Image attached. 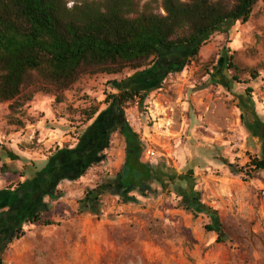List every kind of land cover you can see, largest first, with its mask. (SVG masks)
<instances>
[{"label": "rangeland", "instance_id": "1", "mask_svg": "<svg viewBox=\"0 0 264 264\" xmlns=\"http://www.w3.org/2000/svg\"><path fill=\"white\" fill-rule=\"evenodd\" d=\"M84 2L100 0H71L68 7ZM190 54L183 50L162 62L170 71L159 72L166 75L149 89L143 113L135 105L125 108L126 118L136 110L132 129L145 147L142 161L185 181L154 183L157 192L136 194V203L105 193L97 216L82 210L86 191L114 178L123 165L124 139L114 134L103 164L48 198L40 222L22 228L4 264H264V172L247 178L224 164L244 172L251 158L263 157L256 126H264V0L247 23L227 26L203 43L196 58ZM133 79L132 72L85 77L61 103L36 93L17 114L0 104V150L29 160L37 154L40 161L75 147L90 127L84 112L97 109V119L114 105L112 97L134 88ZM148 149L156 153L150 161ZM176 187L194 188L218 213L224 242L205 230L212 219L193 218L181 207Z\"/></svg>", "mask_w": 264, "mask_h": 264}, {"label": "trees", "instance_id": "2", "mask_svg": "<svg viewBox=\"0 0 264 264\" xmlns=\"http://www.w3.org/2000/svg\"><path fill=\"white\" fill-rule=\"evenodd\" d=\"M70 1L0 0V104H9L12 114L31 103L36 93L61 103L64 94L85 77H111L125 72L134 73V88L112 97L116 102L108 109L126 111L125 108L135 105L143 113L149 89L159 87L166 75L159 73L168 69L162 63L164 60L183 50H190V58H196L211 35L231 24L247 23L260 0H100L68 7ZM152 4L159 5L157 11L151 9ZM257 76L253 72L252 78ZM250 92L247 89L246 93ZM108 109L97 121L106 116ZM97 112L85 111V120H93ZM256 128V136L264 143V126ZM88 129L80 140L88 138ZM119 135L125 142L121 170L114 178L87 190L81 201L82 210L96 216L105 193L118 196L123 204L136 203V194L146 197L157 192L152 187L154 183L162 186L166 182L185 181L142 161L145 147L127 118ZM68 151L62 150L64 157ZM7 156L18 160L11 152ZM224 164L232 173L247 178L264 172V144L263 157L251 158L244 172ZM86 165L83 171H63L60 177L75 181L92 168L91 164ZM60 169L57 166L52 173L40 171L17 189L0 192V264H4L9 246L24 235V224L40 222V210L48 209L43 197L54 198ZM175 191L181 207L193 218L205 215L213 220L205 230L215 232L217 242H224L226 235L219 215L202 203L201 194L192 187H176ZM12 222H17V226L13 227Z\"/></svg>", "mask_w": 264, "mask_h": 264}, {"label": "flooded vegetation", "instance_id": "3", "mask_svg": "<svg viewBox=\"0 0 264 264\" xmlns=\"http://www.w3.org/2000/svg\"><path fill=\"white\" fill-rule=\"evenodd\" d=\"M125 127V110H120L117 107L110 109L100 121L96 119L90 125L87 132L88 138L80 140L75 147L69 149L65 154L66 162L60 168L77 173L86 169L87 163L92 167L102 163L106 158L104 153L110 147L111 136L115 133L119 134V131ZM60 176L61 174H58V177ZM64 180L62 179V181ZM12 226L16 227L17 222H12Z\"/></svg>", "mask_w": 264, "mask_h": 264}, {"label": "crops", "instance_id": "4", "mask_svg": "<svg viewBox=\"0 0 264 264\" xmlns=\"http://www.w3.org/2000/svg\"><path fill=\"white\" fill-rule=\"evenodd\" d=\"M132 75H134V73H132ZM94 121L93 120L89 121V126ZM115 134L120 136L118 133H115ZM1 138L2 137L0 135V140H2ZM110 142H111V140H110ZM62 150H64V149L58 150L57 152H55L53 154L49 153L47 156H45V157L43 156L42 158H40L39 159L40 161H37L38 159L37 160L34 159V157L37 156V154H34V157L33 156L30 157L31 161L27 158L26 155H25V157H23L21 155H16V156H18V160L12 161L10 158H8L7 153L3 154V151L0 150V191H4V189L9 187L14 182H17V183L23 182L22 184H24V182H30L35 177V175L37 173H39L40 171L46 172V173L54 172V170L57 168V166H62V164H64L66 162V160H65L66 158L62 154ZM124 160H125V148H124ZM103 162L100 164H103ZM100 164H98V165H100ZM123 164H124V162H123ZM94 167L87 170V172L83 176H81L79 179H84L83 177L86 176L90 171H92L94 169ZM63 171L65 172L66 170H63V168L60 169L58 171V174L62 175ZM62 179H64V176L59 178L60 182L57 184V186L55 185V191L59 190V189L61 190L62 185L66 181H68L66 179L64 181H62ZM79 179H77V180H79ZM69 181L72 182L71 180H69ZM48 198H49L48 196H44L42 202L44 204H47ZM68 198H69V195L65 198V200H67ZM61 200H64V198L58 200L56 203L61 202ZM3 211H7V210L4 209ZM30 225H36V224H24L23 227H27Z\"/></svg>", "mask_w": 264, "mask_h": 264}, {"label": "built area", "instance_id": "5", "mask_svg": "<svg viewBox=\"0 0 264 264\" xmlns=\"http://www.w3.org/2000/svg\"><path fill=\"white\" fill-rule=\"evenodd\" d=\"M135 113H136V110L135 109H133L130 112V118L133 120V124L129 120L130 118H127V121L129 123V125L131 126V128H134L133 126L135 125L134 124L135 123V120H136ZM144 157H145L146 160L150 161L151 159H154L156 157V153L152 149H148V150H146Z\"/></svg>", "mask_w": 264, "mask_h": 264}]
</instances>
